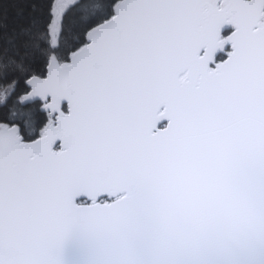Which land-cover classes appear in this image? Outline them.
<instances>
[{
  "label": "snow or ice",
  "instance_id": "obj_1",
  "mask_svg": "<svg viewBox=\"0 0 264 264\" xmlns=\"http://www.w3.org/2000/svg\"><path fill=\"white\" fill-rule=\"evenodd\" d=\"M0 264H264V0H0Z\"/></svg>",
  "mask_w": 264,
  "mask_h": 264
},
{
  "label": "trees",
  "instance_id": "obj_2",
  "mask_svg": "<svg viewBox=\"0 0 264 264\" xmlns=\"http://www.w3.org/2000/svg\"><path fill=\"white\" fill-rule=\"evenodd\" d=\"M13 14V11L11 8H9V15L11 16Z\"/></svg>",
  "mask_w": 264,
  "mask_h": 264
}]
</instances>
